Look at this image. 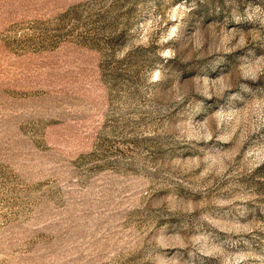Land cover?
I'll list each match as a JSON object with an SVG mask.
<instances>
[{
  "label": "rangeland",
  "instance_id": "374dc122",
  "mask_svg": "<svg viewBox=\"0 0 264 264\" xmlns=\"http://www.w3.org/2000/svg\"><path fill=\"white\" fill-rule=\"evenodd\" d=\"M0 264H264V0H0Z\"/></svg>",
  "mask_w": 264,
  "mask_h": 264
}]
</instances>
